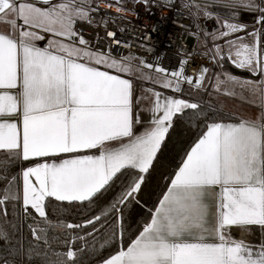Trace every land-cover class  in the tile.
Returning <instances> with one entry per match:
<instances>
[{
  "label": "snow or ice",
  "instance_id": "6c2138e0",
  "mask_svg": "<svg viewBox=\"0 0 264 264\" xmlns=\"http://www.w3.org/2000/svg\"><path fill=\"white\" fill-rule=\"evenodd\" d=\"M100 2L105 8L115 7L118 13L131 11L119 2ZM142 2L151 6L150 0ZM172 2L165 0L166 5ZM99 6L94 8L92 0H0V21L10 26L9 31L0 32V150H5L7 159L0 168L5 173V187L0 190V215L4 217L0 261L16 264L17 257L24 256L22 242L17 247L3 226L9 223L7 205L19 204L24 216L34 213L47 221L46 200L54 198L59 202L87 201L100 215L92 213L90 219L75 225L57 222L56 226L69 230L92 231L65 237L66 252L56 253L57 259L47 264H80L82 249L76 248L75 242L83 243L85 237L99 232L110 217L112 233L100 247L118 246L99 264H264V0L223 4L218 0L217 5L203 7L181 3L182 9H195L190 11L194 24L203 15L220 25L211 33L204 32L213 40L210 58L220 68L215 80L209 79L211 86L220 91L230 84L228 94L236 95L237 89L246 93L261 109L259 116L230 122L210 118L195 102L149 89L154 97L153 118L139 133L132 109L134 98L140 97L134 95L132 80L99 67L131 74L133 57L118 60L110 49L93 51L75 29L78 20L93 23L90 13ZM221 6L229 10L232 19L213 10ZM241 8L257 13L259 28L247 32L246 24L235 22ZM200 30L196 24L194 35L198 37ZM240 32L244 36L237 35ZM107 35L115 37L113 32ZM221 38L223 46L215 42ZM45 39L47 44L38 46L37 42ZM226 60L259 79L224 71ZM186 64L181 60L179 70L169 72L143 58L139 61L140 68L154 70L161 77L158 82L164 89L182 92L183 83L204 88L210 69L201 66L194 77L186 74ZM145 78L152 80L150 75ZM186 109L194 110L205 123L168 178L170 183L158 204L149 210L150 219L125 248L123 209L135 201L146 174L163 152L166 136L174 128L173 118ZM32 158H37L36 162ZM17 160L32 166L9 176L7 168ZM122 179L121 192L113 202L104 204L105 195ZM29 227L37 241L39 233L44 234L47 246V229L38 233ZM234 228L240 230V238H233ZM255 228L261 233L258 245L245 239ZM91 251L95 252V247ZM28 253L31 260V249ZM44 255L47 257V252Z\"/></svg>",
  "mask_w": 264,
  "mask_h": 264
},
{
  "label": "trees",
  "instance_id": "16d2710c",
  "mask_svg": "<svg viewBox=\"0 0 264 264\" xmlns=\"http://www.w3.org/2000/svg\"><path fill=\"white\" fill-rule=\"evenodd\" d=\"M222 10L221 15L231 18L229 10L220 8ZM243 11L238 12L241 14ZM244 13V12H243ZM224 70L233 73L238 76L246 77L247 73L243 70H239L231 66L228 62H224ZM198 92L192 88L186 86L181 95L197 100L200 106V111L207 113L210 118L222 119L224 121L234 120L235 117L231 113L223 110L222 108L212 105L206 102L204 99L198 98ZM174 119V128L169 130V134L166 136V143L163 146V152L158 153V158L154 161V167L150 168V174H146V180L142 185L141 190L137 193L135 201L130 203L123 209V223L125 227L124 232V247L130 243L131 239H134L138 235L139 230L145 221L150 219L149 210H154L158 204L159 198L167 190V186L170 183L168 179L171 175H174L175 169L178 167L182 157L185 154V150L198 138L201 132V128L205 121L191 109L184 110L183 115L177 114ZM209 122H211L209 120ZM7 163L5 150L0 151V168H3ZM29 165V163H21L19 160L14 164L9 165L7 168V174L17 175L21 168ZM134 171V170H133ZM4 172H0V190L5 187L3 182ZM122 180H117L113 189L105 195L104 204L113 202L114 197L121 192ZM17 184L20 183L19 177ZM46 216L47 221L44 218L38 216V214H31L24 216L19 204L13 207L12 203L7 205L8 211V224L3 225L6 227L13 238V242L19 244L22 242L24 256L17 257L16 264H47L49 260L57 259L56 253L66 252L65 237L75 234L77 236H84L86 232H91V228H78L69 230L57 225V222L62 224H81L84 218H91V214L95 213L100 215V211L95 207H90L85 202H59L55 199L46 200ZM3 206H0L2 208ZM4 217L0 215V225L3 224ZM48 222H51L49 224ZM104 221L101 220V224ZM12 225H15L13 229ZM36 229L39 233V229H47L48 244H44V234L39 233L41 239L39 241L32 237L30 227ZM113 220L110 217L107 225L99 232L95 233L92 237H85L84 242L76 241L75 247L82 249L80 252L81 261L80 264H99L101 258H106L111 254L112 249L118 245L106 244L103 248L101 244L111 235L113 229ZM99 227V226H98ZM87 245V246H85ZM3 247V241L0 240V249ZM95 247L96 251L91 249ZM31 249L32 259L29 260L28 250ZM47 252V257L44 253ZM39 253V255H37ZM2 264V261H0Z\"/></svg>",
  "mask_w": 264,
  "mask_h": 264
},
{
  "label": "built area",
  "instance_id": "2783aa9c",
  "mask_svg": "<svg viewBox=\"0 0 264 264\" xmlns=\"http://www.w3.org/2000/svg\"><path fill=\"white\" fill-rule=\"evenodd\" d=\"M107 2L112 4L119 2L131 11L118 13L115 7L105 8L100 0H92L94 8L100 4L98 11L90 13V18L94 22L78 20L75 29L90 42L93 51L108 52L110 49L111 55L116 59L135 55L148 63L159 64L169 72L179 70L181 60H186L185 72L194 77L201 66L210 70L216 67L210 58L213 40L211 36L206 37L204 34L205 30L211 33L214 29H220L214 18L205 19L201 15L194 24L190 18V11L195 9H182V0H173L171 5H166L165 0H150V7H146L142 0L140 3H135L134 0H107ZM183 2L194 3V0H183ZM133 12L139 15H134ZM243 14H247L248 20L241 19ZM256 16V12L241 13L235 22L246 24L248 26L246 31L251 32L253 28L260 27L255 23ZM196 24L201 26L198 37L194 35ZM108 32L115 34L114 39L107 35ZM237 35L244 36V32ZM191 37H194L192 43L189 42ZM222 39H217L215 42L223 46ZM117 41L119 43H116ZM225 51H227L226 47ZM186 86L190 85L182 84L183 89Z\"/></svg>",
  "mask_w": 264,
  "mask_h": 264
},
{
  "label": "crops",
  "instance_id": "0c3cea01",
  "mask_svg": "<svg viewBox=\"0 0 264 264\" xmlns=\"http://www.w3.org/2000/svg\"><path fill=\"white\" fill-rule=\"evenodd\" d=\"M9 30H10V26L5 22L0 21V32H7ZM47 42H48L47 39H45L44 41L37 42V43H38V46L43 47L44 45L47 44ZM131 56L133 57L132 65L134 68V71L131 74L119 73V72H117V70L109 69L103 65H100L99 67L102 71H109L113 75L119 74L122 76V78L132 80L133 85H134V89H135L134 95H135V97H140L139 100H136L134 98L133 109H132V116H133L134 120L139 121V123H136L134 125L137 133L142 132V131H144L145 128L149 127L151 125V121L153 118V114L150 111V109L152 107V102H153L154 97H153V92L148 91L149 89L162 92L165 95H175L179 98L187 99L191 102H195L198 104V101L195 99L194 100L189 99V98L181 95V93L173 92L171 89H164L160 85V83L158 82L161 79V77L153 70H148L147 68H140L139 67V61H140L139 57H137L135 55H131ZM214 69H216V67L211 69L210 73H212ZM231 74H233V73H231ZM149 75L152 77L151 81L145 78L146 76H149ZM233 75H235V74H233ZM236 76H238V75H236ZM188 87L193 89V87H191V86H188ZM227 90L229 91L230 89L228 88ZM194 91L199 93L201 99H204L206 102H208L212 105L218 106L225 111L232 112L231 109L237 105H239L241 108H243V106L241 105V102L238 98H237L238 99L237 101H234L229 96L228 92L216 91L210 85L209 79H206L204 81V88L197 89ZM260 112H261V109L259 108V114H260ZM259 114L256 116L241 115L237 118L256 119L259 116ZM157 115H159V114H157ZM230 121H232V120H230ZM230 121H228V122H230ZM0 151H2V150H0ZM84 154H98V153H96V152H85ZM32 159H33V162H36V160H37V158H32ZM39 162H43V160H39ZM29 166H32V165L29 164V165H26L24 167H29ZM24 167H22V168H24ZM232 236H233V238H240V230L234 228V230L232 231ZM245 239L248 242L252 243L253 245H258L261 242L260 230L258 228H255L253 230V234H246L245 235Z\"/></svg>",
  "mask_w": 264,
  "mask_h": 264
},
{
  "label": "rangeland",
  "instance_id": "374dc122",
  "mask_svg": "<svg viewBox=\"0 0 264 264\" xmlns=\"http://www.w3.org/2000/svg\"><path fill=\"white\" fill-rule=\"evenodd\" d=\"M227 2H229V0H219V3L220 4L227 3ZM256 2L259 3L260 0H256ZM194 3L195 4H198V5L202 6V7L205 6V5H213L214 6V5H217L218 0H194ZM220 8H223V7L222 6L221 7H215L213 10L219 12L220 15H221L222 10ZM223 9H225V8H223ZM241 11H243L244 13H253V12H255V11H250V10L243 9V8H241V9L238 10V12H241ZM221 17H225V16L221 15ZM222 40H224V39H222ZM222 40H219V41H222ZM209 41H211V40L209 39ZM226 62H228L231 66H233L234 68H236L229 61L226 60ZM236 69H238V68H236ZM239 70H241V69H239ZM218 71H220V68L218 66H216V69H214L212 73H210V71H209V73H208V79H211L212 81H214L215 80V73L218 72ZM245 72L247 73V76L244 77V78H249V79H258L259 78L258 76L253 77L247 71H245ZM239 77H242V76H239ZM225 88H227V89L229 88L230 89L227 92H231L232 91V85H230V84L222 86V88H221L220 91L226 92L225 91ZM193 89L194 90H197V88H193ZM197 96H198V98H201L199 94H197ZM229 96L234 101H237L239 99L240 102H241V105L243 106V108H241L239 105H237V106H235V107H233L231 109L232 112H229V113H231L235 117H239L241 115H244V116L245 115L256 116V115L259 114V107L254 102H252V98L250 96H248L246 93L245 94H241L240 91L237 89L236 90V95H230L229 94Z\"/></svg>",
  "mask_w": 264,
  "mask_h": 264
},
{
  "label": "water",
  "instance_id": "95a60500",
  "mask_svg": "<svg viewBox=\"0 0 264 264\" xmlns=\"http://www.w3.org/2000/svg\"><path fill=\"white\" fill-rule=\"evenodd\" d=\"M241 19H242V20H248V16H247V14H243V15L241 16ZM193 41H194V37L189 38V42H190V43H192Z\"/></svg>",
  "mask_w": 264,
  "mask_h": 264
}]
</instances>
